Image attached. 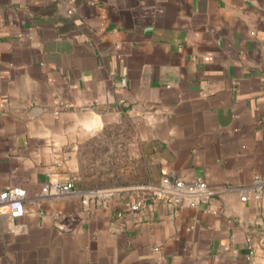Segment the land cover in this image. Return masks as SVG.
<instances>
[{
  "label": "crops",
  "instance_id": "1",
  "mask_svg": "<svg viewBox=\"0 0 264 264\" xmlns=\"http://www.w3.org/2000/svg\"><path fill=\"white\" fill-rule=\"evenodd\" d=\"M120 114L136 123L143 176L85 186L78 146ZM163 173L213 194L131 210L132 186ZM256 177L264 0H0V191L26 192L22 216L0 205V264H264ZM68 181L115 191L106 206L42 194Z\"/></svg>",
  "mask_w": 264,
  "mask_h": 264
},
{
  "label": "rangeland",
  "instance_id": "2",
  "mask_svg": "<svg viewBox=\"0 0 264 264\" xmlns=\"http://www.w3.org/2000/svg\"><path fill=\"white\" fill-rule=\"evenodd\" d=\"M136 123L126 114L115 116L77 149L78 181L88 187H112L139 182L146 157Z\"/></svg>",
  "mask_w": 264,
  "mask_h": 264
},
{
  "label": "built area",
  "instance_id": "3",
  "mask_svg": "<svg viewBox=\"0 0 264 264\" xmlns=\"http://www.w3.org/2000/svg\"><path fill=\"white\" fill-rule=\"evenodd\" d=\"M121 83L125 84V80H122ZM254 181V185L260 188L261 184L264 183V178L256 177ZM132 187L136 195L130 202L129 207L133 211L144 209L149 202L157 201L177 206H195L201 202H206L213 194L202 178L184 181L169 176L167 173H163L156 184L145 183ZM114 191L112 188L77 189L72 181L47 183L42 187V194L44 195L77 194L81 197L85 206L90 203L106 206ZM25 195L26 192L23 188L7 187L0 191V205H7L11 217H20L24 213ZM258 195L257 192L255 196ZM241 199H247L244 191H242Z\"/></svg>",
  "mask_w": 264,
  "mask_h": 264
}]
</instances>
